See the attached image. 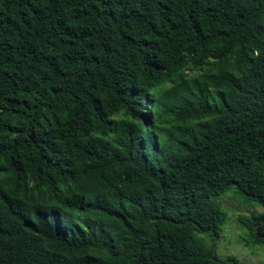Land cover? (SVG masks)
Wrapping results in <instances>:
<instances>
[{
	"label": "trees",
	"instance_id": "16d2710c",
	"mask_svg": "<svg viewBox=\"0 0 264 264\" xmlns=\"http://www.w3.org/2000/svg\"><path fill=\"white\" fill-rule=\"evenodd\" d=\"M234 186L264 206V0H0V264H242L199 236Z\"/></svg>",
	"mask_w": 264,
	"mask_h": 264
},
{
	"label": "rangeland",
	"instance_id": "374dc122",
	"mask_svg": "<svg viewBox=\"0 0 264 264\" xmlns=\"http://www.w3.org/2000/svg\"><path fill=\"white\" fill-rule=\"evenodd\" d=\"M215 199L219 202L221 211L226 214L220 235L200 232L199 236L214 248L220 259L236 257L242 264H263L264 243L253 244L247 241L249 231L240 216L251 217L253 214L264 212V206L243 198L236 186Z\"/></svg>",
	"mask_w": 264,
	"mask_h": 264
}]
</instances>
